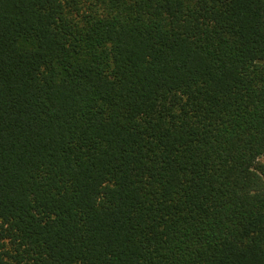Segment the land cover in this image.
<instances>
[{"label": "trees", "instance_id": "1", "mask_svg": "<svg viewBox=\"0 0 264 264\" xmlns=\"http://www.w3.org/2000/svg\"><path fill=\"white\" fill-rule=\"evenodd\" d=\"M0 264H264V0H0Z\"/></svg>", "mask_w": 264, "mask_h": 264}]
</instances>
